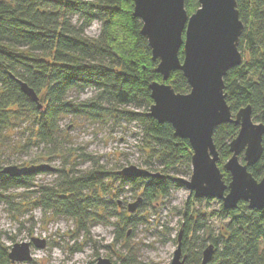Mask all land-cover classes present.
<instances>
[{"label":"trees","instance_id":"16d2710c","mask_svg":"<svg viewBox=\"0 0 264 264\" xmlns=\"http://www.w3.org/2000/svg\"><path fill=\"white\" fill-rule=\"evenodd\" d=\"M197 7V0H184L187 15ZM132 9L133 0H0V132L12 119L25 115L32 120L35 137L51 144L63 115L114 117L140 127L148 142L145 145L150 149V161L156 160L161 166L158 176L132 178L99 167L81 173L73 168L53 169L49 172L56 173L58 185L36 190L37 205L72 218L82 230L90 221L118 216L114 241L123 236V227L134 226L138 217L133 212L125 216L124 211L119 214L110 210L109 215L100 216L94 211L96 206L107 211L109 204L117 208L111 199L98 198V193L108 190L111 178L139 192V207L183 187L170 171L181 173V167L191 170L188 141L175 136L168 122L159 123L146 115L152 103L149 84L162 80ZM236 9L243 25L237 42L242 61L223 76L225 101L232 114L249 105L252 118L264 124V0H236ZM93 21L100 29L96 37H89L85 30ZM182 55L181 46L179 60ZM16 79L34 90L40 109L23 94ZM165 83L177 93L189 91L180 70L171 71ZM86 89L94 93L87 101L67 100L68 92L78 95ZM237 132L238 126L233 123L214 128L212 141L218 163L230 157L228 143ZM261 145L259 159L247 166L256 180L264 174V135ZM1 169L0 165V199L6 200L10 189L32 186L36 173L10 176ZM221 171L222 179L228 182L229 173L223 165ZM190 194L197 203L213 200ZM214 215L222 225L213 236L204 214L186 204L180 223L185 264L200 262L205 241L214 247L208 264H264V208L250 209L241 200L234 209L226 210L220 202ZM7 249L0 245V264H16L8 259ZM120 264L134 262L125 258Z\"/></svg>","mask_w":264,"mask_h":264},{"label":"rangeland","instance_id":"374dc122","mask_svg":"<svg viewBox=\"0 0 264 264\" xmlns=\"http://www.w3.org/2000/svg\"><path fill=\"white\" fill-rule=\"evenodd\" d=\"M72 20L74 22L75 18ZM99 29V23L93 21L85 34L96 37ZM93 95L92 89L78 95L70 91L67 100L87 101ZM31 125V118L21 115V118L12 119L1 130L2 167L46 163L55 170L68 171L73 168L76 173L86 172L93 167L116 173L129 165L155 173L161 169L156 160L150 161V149L145 145L148 142L134 122L88 114L63 115L58 120L54 143L51 144L39 141ZM239 159L242 161L241 154ZM223 163H216L221 170ZM179 172L170 171L169 174L189 179L191 170L181 167ZM58 181L55 172H39L31 180V187L10 189L5 194L8 198L0 199L1 246L9 250L14 243L29 242L31 238L44 241L43 247L30 245L29 261L16 264H89L98 256L109 258L113 264H120L125 258H131L134 264H169L177 245L186 204L191 210L204 214L210 226L209 234L216 235L222 225V221L214 215L220 202H194L190 191L183 186L171 191L167 197L137 207L133 212L138 217L136 224L124 226L123 236L114 241L115 223L119 219L118 216L109 215V211L115 210L119 214L124 211L125 216H129L127 205L139 197V192L131 185H119V181L111 178L108 190L98 193V198L104 201L111 199L117 208L109 204L108 210L103 211L102 206H96L94 211L100 216L108 214L109 217L105 221H90L86 224L87 229L82 230L72 218L58 214L54 209H44L35 201L36 190L54 187ZM209 243L205 241L204 247ZM182 254L186 255L183 250Z\"/></svg>","mask_w":264,"mask_h":264},{"label":"water","instance_id":"95a60500","mask_svg":"<svg viewBox=\"0 0 264 264\" xmlns=\"http://www.w3.org/2000/svg\"><path fill=\"white\" fill-rule=\"evenodd\" d=\"M196 10L187 15L184 0H133L132 15L141 22L140 33L146 38L151 59L157 61L155 71L161 82L149 84L152 103L146 115L157 122H168L174 135L186 139L191 149L189 179L179 178L181 184L195 198L218 200L224 209H234L245 201L250 209L264 208V174L256 180L247 170L259 159L264 124L251 116L250 106L232 114L225 101L223 76L237 66L242 56L237 42L243 25L239 20L236 0H197ZM182 46V59L178 51ZM173 70H180L187 80L189 91L175 92L165 81ZM20 90L41 108L38 96L28 85L16 79ZM233 123L238 132L228 143L230 157L223 164L229 181L222 179L217 167L218 154L212 141L214 128ZM242 155L243 162L239 155ZM46 163L18 167L4 166L1 172L10 176L53 171ZM126 177H155L158 173L129 165L118 171ZM141 197L127 205L132 213ZM30 245L43 247L44 241L31 238L29 242L14 243L7 256L11 263L31 259ZM214 247L205 246L198 264H208ZM181 233L169 264H185ZM93 264H113L107 257H96Z\"/></svg>","mask_w":264,"mask_h":264},{"label":"flooded vegetation","instance_id":"af4514ba","mask_svg":"<svg viewBox=\"0 0 264 264\" xmlns=\"http://www.w3.org/2000/svg\"><path fill=\"white\" fill-rule=\"evenodd\" d=\"M94 263V262H93ZM113 263V262H112Z\"/></svg>","mask_w":264,"mask_h":264}]
</instances>
